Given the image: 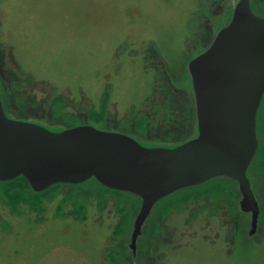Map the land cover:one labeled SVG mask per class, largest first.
<instances>
[{
  "label": "rangeland",
  "instance_id": "1",
  "mask_svg": "<svg viewBox=\"0 0 264 264\" xmlns=\"http://www.w3.org/2000/svg\"><path fill=\"white\" fill-rule=\"evenodd\" d=\"M235 2L0 0L4 111L51 131L122 133L148 148L192 139L187 65L229 22ZM252 4L264 17V0ZM259 113L247 173L259 206L253 236L237 185L219 178L159 202L133 253L140 200L90 181L97 187H58L16 204L0 192V264H264V105Z\"/></svg>",
  "mask_w": 264,
  "mask_h": 264
},
{
  "label": "water",
  "instance_id": "2",
  "mask_svg": "<svg viewBox=\"0 0 264 264\" xmlns=\"http://www.w3.org/2000/svg\"><path fill=\"white\" fill-rule=\"evenodd\" d=\"M197 135L172 148H148L132 137L79 125L51 131L9 118L0 93V182L23 177L33 193L53 185H99L140 200L130 249L152 209L188 188L224 178L237 185L239 210L259 206L247 178L259 141L256 119L264 96V17L251 0H236L229 22L187 65Z\"/></svg>",
  "mask_w": 264,
  "mask_h": 264
},
{
  "label": "trees",
  "instance_id": "3",
  "mask_svg": "<svg viewBox=\"0 0 264 264\" xmlns=\"http://www.w3.org/2000/svg\"><path fill=\"white\" fill-rule=\"evenodd\" d=\"M251 9L253 10V13H255L256 15H258V11L255 10V8L253 7V4L251 5ZM261 15V13H260ZM264 105V96H263V99H262V102L260 104V108L258 110V113L259 111L262 109ZM260 114V113H259ZM258 116V114H257ZM188 122V117L186 115V120L184 121L183 125ZM182 125V126H183ZM261 126V123L258 124V127ZM177 127H180V124L177 126ZM260 129V128H259ZM219 179V178H218ZM91 181H94L97 186H95L94 184H92L90 181L84 183V184H81V185H64V184H57V185H53L51 186L50 188H48L46 191L42 192V193H33L27 183V181L23 178V177H18L12 181H8V182H0V185H2L3 187H5L6 189H8V192L7 191H3L1 190L0 192L3 193V195L6 193L8 195V198H10V200L12 201L13 204H16V203H22V202H27L29 200H32V199H36L42 195H47L51 190L53 189H56L58 187H64V186H67V187H72V188H79V187H84V186H95L97 188H102V189H105L107 190L108 192L110 193H115V194H124V195H130L128 193H123V192H119V191H113V190H110V189H107L101 185H99L95 180H91ZM90 182V183H89ZM209 183V182H208ZM208 183L202 185V186H198V187H192V188H188V189H185L183 190L184 193H187V192H190L191 190L193 189H197V188H200V187H205L208 185ZM10 188H12L10 191V194H11V197H9V190ZM168 198V197H167ZM166 199V198H165ZM164 201V199L162 200V202ZM166 203V202H165Z\"/></svg>",
  "mask_w": 264,
  "mask_h": 264
},
{
  "label": "flooded vegetation",
  "instance_id": "4",
  "mask_svg": "<svg viewBox=\"0 0 264 264\" xmlns=\"http://www.w3.org/2000/svg\"><path fill=\"white\" fill-rule=\"evenodd\" d=\"M258 114V113H257ZM256 128H257V126H256ZM259 128V127H258ZM260 130V129H259ZM260 132V131H259Z\"/></svg>",
  "mask_w": 264,
  "mask_h": 264
}]
</instances>
